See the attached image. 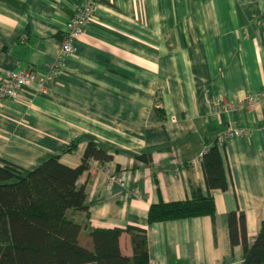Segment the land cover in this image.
<instances>
[{
  "label": "crops",
  "instance_id": "0c3cea01",
  "mask_svg": "<svg viewBox=\"0 0 264 264\" xmlns=\"http://www.w3.org/2000/svg\"><path fill=\"white\" fill-rule=\"evenodd\" d=\"M81 1L0 0V79L24 68L43 75ZM261 90L264 0H97L48 92L31 84L0 100V165L32 169L58 155L76 167L94 142L112 159L89 160L76 180L86 208L69 217L85 247L90 229L135 226L149 264H242L228 214L243 212L252 242L264 220V101L243 100ZM232 127L249 132L219 145L227 188L208 192L201 152ZM208 193L213 218L147 222L152 204ZM119 246L132 255L129 232Z\"/></svg>",
  "mask_w": 264,
  "mask_h": 264
},
{
  "label": "trees",
  "instance_id": "16d2710c",
  "mask_svg": "<svg viewBox=\"0 0 264 264\" xmlns=\"http://www.w3.org/2000/svg\"><path fill=\"white\" fill-rule=\"evenodd\" d=\"M77 142L72 141L64 151H74ZM204 148L200 163L206 188L208 192L225 190L227 179L217 138ZM148 158L146 153L137 156L144 162ZM91 159L105 162L112 155L89 142L76 167L61 163L58 155L32 169L10 162L0 165V264H149L146 234L140 227L93 228L89 231L91 247L80 244L82 225L69 217V211L86 208L85 190L77 188L76 180ZM214 214L213 197L208 193L152 204L147 222L204 215L213 218ZM228 225L231 244L242 246V264H264V220L252 242L246 235L243 212L229 213ZM124 231L131 235V256L124 255L119 246Z\"/></svg>",
  "mask_w": 264,
  "mask_h": 264
},
{
  "label": "built area",
  "instance_id": "2783aa9c",
  "mask_svg": "<svg viewBox=\"0 0 264 264\" xmlns=\"http://www.w3.org/2000/svg\"><path fill=\"white\" fill-rule=\"evenodd\" d=\"M96 4L97 0H82L81 3L76 6L66 22L59 54L56 59L49 64L43 75L38 76L36 71L29 68L4 72L0 79V100H16L19 97L20 90L31 84H36L41 93H47L50 86L61 74L64 61L75 51V41L77 37L83 33L87 24L93 18ZM259 100L264 101V90L255 94L246 95L243 101L245 104L252 106ZM219 104L220 103L218 102L214 104L212 108L213 113H216ZM228 105L234 106L232 103H229ZM248 132L249 130L245 128H228L222 134L217 136V143L221 145L227 136L247 134ZM204 150L205 148L203 151ZM134 194H138V192L135 191Z\"/></svg>",
  "mask_w": 264,
  "mask_h": 264
},
{
  "label": "rangeland",
  "instance_id": "374dc122",
  "mask_svg": "<svg viewBox=\"0 0 264 264\" xmlns=\"http://www.w3.org/2000/svg\"><path fill=\"white\" fill-rule=\"evenodd\" d=\"M79 242H80V244H82L83 246H85V244L82 242V240H80Z\"/></svg>",
  "mask_w": 264,
  "mask_h": 264
}]
</instances>
